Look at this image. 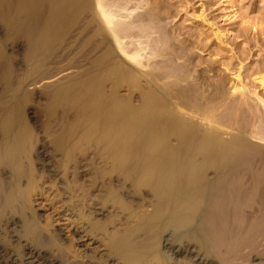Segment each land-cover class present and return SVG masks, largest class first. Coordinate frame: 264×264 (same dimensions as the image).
Listing matches in <instances>:
<instances>
[{"label": "bare ground", "instance_id": "bare-ground-1", "mask_svg": "<svg viewBox=\"0 0 264 264\" xmlns=\"http://www.w3.org/2000/svg\"><path fill=\"white\" fill-rule=\"evenodd\" d=\"M23 1L16 2L26 5L25 14L33 19L23 26L29 22V29L24 30L31 34L32 58L40 43L65 49L74 41L80 53L90 46L99 49L97 56L103 62L98 66L107 65L99 71L90 68L92 72L85 62L88 73H81L89 77L88 83L81 75L80 88L72 85L77 72L75 80L68 81L74 91L70 89L71 104L69 99L66 103L73 106L62 109L59 138L54 142L67 158L73 141L93 137L94 143L102 145L103 153L97 158L93 153L91 162L100 157L102 164L111 166L110 173L123 177L116 178L118 190L106 197L108 201H117L126 184L134 193L151 197L150 212L132 214L135 226L126 225L112 235L107 242L109 252L123 264H264V99L257 98L260 109L250 104L243 86L231 82L225 88L219 76H204L214 70L178 38L176 25L168 28L169 9L157 0ZM79 44L88 46L81 45L86 48L81 52ZM96 53L88 54L98 60ZM92 79L99 80L95 89ZM257 80L263 88L264 75ZM67 91L63 99L68 98ZM20 115L19 109L12 108L3 118L7 128L1 129L0 160L12 158L9 163L14 168L21 163L24 146V132L16 130ZM123 158L128 160L116 168ZM29 166L32 170V163ZM31 170L25 172L32 185ZM77 175L81 180V171ZM11 179L7 187L0 184V212L18 198H23L21 208H25L35 187L22 189L20 176ZM121 207L123 212L129 208ZM98 226L91 223L94 230ZM27 233L32 230L28 228Z\"/></svg>", "mask_w": 264, "mask_h": 264}, {"label": "rangeland", "instance_id": "rangeland-1", "mask_svg": "<svg viewBox=\"0 0 264 264\" xmlns=\"http://www.w3.org/2000/svg\"><path fill=\"white\" fill-rule=\"evenodd\" d=\"M10 1L12 4L9 3ZM16 1L24 2L23 0H0V115L1 119L5 118L4 115L8 114L12 108L19 109V113L22 112L19 120L22 119V121L20 124L18 120L16 121L18 123H16V130L24 132L23 137L21 135V143L24 146L22 145L20 154L21 161L19 159V163H22L19 165V167L22 165L21 168L17 166L15 169L12 167L14 165H10L12 158H8L9 162L6 160L7 157L3 158L4 161L0 160V184L1 187L7 184V187L11 178L20 176L18 183L22 189H28L33 185L35 187L30 191L25 208H21L23 198H18L0 212V264H123L119 256L109 252L107 242L112 235L122 232L126 225L135 226L136 216L132 214L140 215L150 212L151 197L146 193L140 195L134 193V188L126 184L121 189L122 193L117 201H108L106 197L114 195L118 190L115 186L116 178H121L122 175L120 177V174L110 173L111 166L108 164L106 167L102 164L100 157H98L100 161L94 159L103 153L102 145L100 146L98 141L94 143L93 137L92 142L85 139L73 141L71 145L73 149H70L72 154L67 158L64 151H61L54 142L59 138V135L58 137L56 135L60 133L58 131L61 126H58L62 125L60 119L63 112L61 111L73 106V103L69 104H71L70 94H72L70 92L74 89L72 90L69 84L76 79L72 85L81 86L84 83L82 76L88 73L85 66L90 65L87 68L88 71L91 69L99 71L104 65L107 66L104 64L106 61L102 63L104 65L100 64L102 67H99L98 63L102 60L100 56H97L99 49L90 45L91 48L87 47L88 44L77 46L87 47V52L90 54L94 51L96 53L97 50L95 56L100 59L95 60L92 57L94 53L91 56L83 52L86 48L83 50L80 48L85 55L78 52L79 49H75L73 45L74 41H71L72 46L71 43L69 44L71 47L66 45L69 48L65 47V49L64 46L62 48L58 44L54 46L47 42H45L47 46L51 45L52 48L47 47L45 43L46 48L41 47V43L38 45L40 47L34 45L38 52L32 58L29 55L32 39L29 40L28 33L30 36L31 34L24 29H29V22L33 19L30 15H26L28 14L26 5L21 6L20 3L17 5ZM157 1L161 2L164 8L169 9L171 17L166 19L169 22L168 28L176 25V29L178 28L181 32L178 38L185 40L198 57L201 55L203 64H208L214 70V74L218 73L217 76L213 72L203 73V75L213 78L219 76L223 79L225 88H228L231 82L243 86L242 90L250 104L262 109L257 98L264 99V87H260L257 78L264 75V0ZM19 6L21 8L18 9ZM22 8L25 12L21 11ZM23 13H26L28 18L25 19L24 24L22 21L26 16ZM27 20H29L28 28L23 27ZM36 34L34 35L39 36ZM68 34L65 36H70ZM77 54L87 57V61H84L81 55L78 58ZM91 57L98 61L95 63L97 65L93 64L94 60L88 61L92 59ZM221 61H224V65ZM85 62L87 63L84 66ZM223 66L228 69H224ZM84 71L85 74L82 75ZM76 72L79 77L75 74ZM236 73L239 74L238 79H235ZM74 76L77 78L73 79ZM84 77H86L85 82L88 83L89 77L87 75ZM97 80H94L95 85L93 81V84L91 83L94 89L96 82L97 84L99 82ZM78 82L79 85L76 84ZM64 84L69 87L68 91ZM59 86L62 88L60 89ZM57 87L61 90L60 93L57 92L59 91ZM13 88L14 91H12ZM62 89H64L63 93ZM65 91L69 94H66L68 98L66 96V99H63ZM56 92L59 96L62 94V97L55 94ZM78 102L82 103L79 100ZM1 119L0 140L4 137L1 129L8 126V122L6 126V119ZM98 149L100 151L96 152ZM93 153H97L92 160L95 163L91 162ZM127 160L128 158H123L116 168L122 167ZM29 163H32L31 168L34 171L30 169L33 172L32 177L34 176L32 185L26 176V173L30 171ZM80 171L81 180L78 179V175L76 176ZM107 171L113 174L112 177ZM105 200L107 202H104ZM125 205L129 208L123 212L120 206ZM91 223L99 226L94 230ZM28 228L32 230V233H27ZM168 264L174 263L170 261Z\"/></svg>", "mask_w": 264, "mask_h": 264}]
</instances>
